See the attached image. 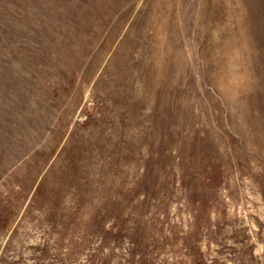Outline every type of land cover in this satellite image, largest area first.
Returning <instances> with one entry per match:
<instances>
[{
	"label": "rangeland",
	"instance_id": "1",
	"mask_svg": "<svg viewBox=\"0 0 264 264\" xmlns=\"http://www.w3.org/2000/svg\"><path fill=\"white\" fill-rule=\"evenodd\" d=\"M0 264H264V0H0Z\"/></svg>",
	"mask_w": 264,
	"mask_h": 264
}]
</instances>
